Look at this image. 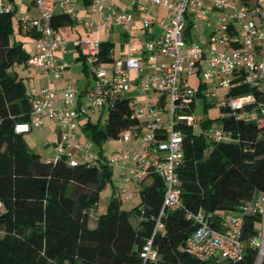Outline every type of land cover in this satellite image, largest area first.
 Segmentation results:
<instances>
[{"label": "built area", "instance_id": "obj_1", "mask_svg": "<svg viewBox=\"0 0 264 264\" xmlns=\"http://www.w3.org/2000/svg\"><path fill=\"white\" fill-rule=\"evenodd\" d=\"M58 6L70 17L82 8L81 0H36L38 16L18 17L22 33L35 41L28 65L51 76L49 82L58 81L70 66L57 56L65 47L64 39L53 26ZM88 10L90 15L103 17L99 23L92 18L81 21L88 34H97L78 41L81 56L92 66V79L84 90L87 105H81L79 91L73 84L64 88L62 96L36 86L29 94L31 122L25 125L27 130L42 129L46 117L58 126L54 157L47 161L117 169L125 184L117 197L126 199L135 195L129 192L128 184L136 185V193H142L144 185L155 177L163 183L161 212L151 218L153 237L140 252L144 264L158 260L153 242L157 234L165 231L163 219L168 210L183 211L194 224L185 251L197 261L241 262L253 250L257 253L253 264H264V192L243 203L238 211L217 215L213 226L202 210L187 209L179 178L187 131L192 128L195 132L197 124L194 112L199 93L206 105L219 108L220 119L232 116L247 123L264 124V0H88ZM15 11L12 0H0V14ZM136 26L142 37L133 32ZM103 27H120L130 37L123 44L126 53L112 67H107L101 58ZM193 29H205L208 48L202 45V36L195 41ZM134 72L138 74L136 79ZM194 75L199 80L198 90L190 82ZM243 86L250 87L253 93L232 95ZM220 89L225 90V96H219ZM133 92L147 97L148 103L132 101L128 96ZM150 93L157 95L155 102ZM208 98L216 102L209 103ZM123 99L129 100L130 118L137 124L118 139L125 146L122 150L105 158L95 150L93 141H74L84 117L90 118L89 114L96 112L102 116ZM101 119L104 126L107 120ZM206 134L212 145L237 142L222 124L209 126ZM249 217L259 218L261 230L245 237V221Z\"/></svg>", "mask_w": 264, "mask_h": 264}, {"label": "trees", "instance_id": "obj_2", "mask_svg": "<svg viewBox=\"0 0 264 264\" xmlns=\"http://www.w3.org/2000/svg\"><path fill=\"white\" fill-rule=\"evenodd\" d=\"M14 18L15 12L0 14V264H144L140 252L153 237L151 218L161 212L163 183L153 178L142 192L143 206L132 212L121 210L113 198L108 213L91 228L93 210L111 179L112 169L43 160L17 131L31 122L28 78L17 71L29 68L30 56L23 43L15 39ZM72 24L67 14L54 16L57 30ZM112 50V44H103V61L112 60ZM250 93L253 90L243 86L232 95ZM107 112L104 126L93 125L90 118L87 123L102 157L103 145L109 139L118 140L137 124L130 118L128 99L118 101ZM212 123L209 120L202 126L206 129ZM220 124L237 142L212 145L204 135L188 129L185 160L179 170L183 203L189 210H202L213 226L217 215L238 211L243 203L264 192V124L232 116L220 119ZM133 217L140 218L138 227ZM259 221L258 217L246 219L245 237L257 233L255 225ZM163 222L165 231L153 242L158 260L150 264L256 261V251L250 250L241 262H199L185 251V243L195 230L185 213L168 210Z\"/></svg>", "mask_w": 264, "mask_h": 264}, {"label": "rangeland", "instance_id": "obj_3", "mask_svg": "<svg viewBox=\"0 0 264 264\" xmlns=\"http://www.w3.org/2000/svg\"><path fill=\"white\" fill-rule=\"evenodd\" d=\"M18 2V7H19V12L18 14L20 16H24L26 15L27 12V7L30 4L29 0H17ZM215 22L216 19H215ZM261 23V22H260ZM262 24V23H261ZM206 29V28H205ZM205 29H203V32L198 31V30H192V35L193 38L195 39V41H198L197 38L199 36H202V45H204L206 48H208V40L207 37L205 36ZM133 32L135 34H138L140 37H142V32L140 31V28H138V26H136V28H134ZM18 36V38L23 37V35H21L18 31L16 32ZM97 37V34L96 36ZM100 38L102 40V42H110V43H114L115 44V58L116 60H119L120 58H123L124 56V50H123V44L128 43L130 40L129 34L127 32H125L122 28H113V29H109L107 27H103L101 28L100 31ZM145 38V37H144ZM136 43H138V40H136ZM188 44H190L188 42ZM31 44H27L26 49L28 51H31ZM221 49V48H220ZM113 64H108L107 67H112ZM17 71L20 73V75L22 77H24L26 75L25 71L23 69L18 68ZM138 76V74L136 72L133 73V79H136ZM190 82L192 84V87L195 88L196 90H198L199 88V80L197 75H194L190 78ZM27 85H29V83L27 82ZM135 91V90H134ZM151 94V98H152V102H155L157 99V95L154 93H150ZM218 94L220 97L225 96L226 92L225 90H219ZM132 101L139 103V104H146L148 103V99L147 97H142L139 96L136 92H133L131 94H129L128 96ZM207 102H211V103H215L216 99L214 98H208L206 99ZM85 105H87V103L85 102ZM90 115V119H91V123L93 125H101L100 123V117L101 122H104L107 119L108 116V112H105L102 116L101 113L96 112V114L94 115ZM194 116H195V120L197 122V124L195 125V134L196 135H204V137L207 139V134H206V129L203 128L202 123L206 122V121H213V123L211 124V126H218L220 125V117H221V112L219 110V108H217L216 106H206V102L205 99L201 96L198 97L197 99V107L196 110L194 112ZM88 118L85 119V121H87ZM103 126V125H101ZM52 128L45 126L42 129H35L33 128L31 132H26L24 134V140L25 142L28 144V146L30 147L31 151L39 154V153H43V157L42 159L44 160L47 157V153L45 152V145L46 144H51L52 141H54V137L52 134ZM208 143H210L207 140ZM124 144L122 142H120L119 140H110L107 141L105 143L104 146V150H105V155H107L106 157H111L113 154H115L116 152L122 150L124 148ZM212 149L210 148L209 151H211ZM125 184L123 182V180L121 179V177L119 176V172L117 169H112V176L111 179L109 181H107V184L103 190V192L101 193L100 199L98 204L96 205V207L93 210L92 213V219H93V223L98 221V219L100 217H102L103 215H106L109 211V207L111 204V201L113 200V198L117 197V193L122 189V187H124ZM146 185H144L145 187ZM126 187L129 189V192L135 193V195L132 196V198L130 199H126L125 197H117L116 199L119 202V206L121 210H125L127 212H132L136 209H139L143 206V195L141 193V190H139L137 193V187L134 184H128L126 185ZM132 222L134 224L135 227L139 226L140 223V218L139 217H133L132 218ZM256 230L260 231L261 230V224L260 222H256Z\"/></svg>", "mask_w": 264, "mask_h": 264}, {"label": "crops", "instance_id": "obj_4", "mask_svg": "<svg viewBox=\"0 0 264 264\" xmlns=\"http://www.w3.org/2000/svg\"><path fill=\"white\" fill-rule=\"evenodd\" d=\"M12 1L15 3V6H16L14 19H15L16 32H17V31H21L19 22H18V17L20 16L18 14L19 7H18L17 0H12ZM29 1H30V4L27 7L26 15L28 14L32 17L38 16V11L35 7L36 0H29ZM81 6H82L81 10L77 14L71 17L73 19V24L71 26H67V27H64L58 30L60 35L65 41V47L64 49L59 50L57 52V56L60 61H67L70 64L69 68L64 72V74L61 76V78L58 81H53V82H49V80L51 79V76L43 74L42 72H39V71H35L31 67L25 70L23 69L26 73L24 77L28 78L27 79V82L29 83V85H27L28 94H30L33 86H36L38 88H48L51 91H56L58 92V94H60V96H62L64 88H66L69 84H73L76 87V89L79 91L81 105L86 106L85 105L86 100L84 99V90L92 79V73H91L92 66H91V63L87 59L81 56V53L78 49V41L80 39H87L89 37H95L96 33L88 34L87 31L84 29V27L81 25V21L85 20L86 18H92L94 22L99 23L103 15L101 14L90 15L89 10H88V0H81ZM62 14H64V10L61 6H58L56 9L55 15H62ZM117 28H120V27H117ZM20 33L23 35V37L18 38L19 35L16 34L15 39L19 42H22L25 52L29 56H32L35 52L34 38L26 34H23L22 32ZM105 43L112 44L113 46L112 54L109 56L112 60L103 61V63L107 66L108 64H114V62L116 61V58H115L116 50H115L114 43H110V42H105ZM27 44H31V47H32L31 51H28L26 49ZM123 50L125 54L126 48L124 46H123ZM161 60L166 61L165 59H161ZM85 119L86 117L82 119L81 126L75 133L74 141L79 142V143H86L89 140L93 141L95 145V150L99 153V146L96 144V141L93 138L90 131L87 130V123L89 122V118L87 121H85ZM44 124H45L44 127L47 126V128L48 127L52 128V131H53L52 134L54 137V141H52L51 144L49 143L45 145V152L48 155L44 160H49L54 157L55 141H56L55 133L58 130V126L57 124L53 123L48 117L44 119ZM32 129L27 130L25 125H21L17 128V131L24 135L26 132H31ZM104 146L105 144L103 145V150H104ZM103 153H104V157L108 158L106 157L107 155H105V150ZM38 155L41 158L43 157V153H39ZM96 225H97V221L93 223V220H92L91 228H95Z\"/></svg>", "mask_w": 264, "mask_h": 264}]
</instances>
